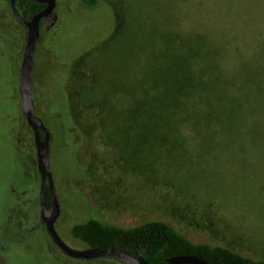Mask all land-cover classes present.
I'll list each match as a JSON object with an SVG mask.
<instances>
[{"label":"rangeland","instance_id":"1","mask_svg":"<svg viewBox=\"0 0 264 264\" xmlns=\"http://www.w3.org/2000/svg\"><path fill=\"white\" fill-rule=\"evenodd\" d=\"M104 1L115 6L117 20L120 14L122 16L117 22L118 31L88 51L75 68L69 70L65 81L66 91L76 104L75 123L85 131L87 126L91 127L87 130L89 135L86 134L91 154L84 188L80 174L73 168V158H68L66 152H63L65 157L57 155L54 162L50 161L59 206L55 222L57 233L68 246L82 250L84 246L69 236L71 228L68 227L86 218L123 228L162 221L193 243L228 247L264 262V121L246 120V135H238L240 130L235 127L220 136L213 130L194 135L184 129L185 125L180 134L185 139V154L155 151L158 153L155 155L147 150L133 152L128 147L120 151L105 144L99 130L93 129L97 110L93 111L83 101L82 86H87L88 97H93L89 94L97 88L98 99L103 90L109 93L114 86L135 91L143 74L149 73L150 46L155 39L163 43L160 51L169 54L173 47L169 31L185 33L202 30V27L208 30L222 28L223 24L229 26L226 12L212 8L213 3L207 0L201 4V0ZM81 8L78 0H56L53 14L45 19V28L56 21L58 12L69 10V18H77L78 23L84 24L89 18L79 19ZM0 20L4 34L0 46L5 56L0 59V264H91L62 255L40 228L36 203L39 177L34 151L31 149V154L28 150L34 143L28 139L32 138L29 128L18 119L15 97H11L10 92L22 37L20 31H12L3 14ZM255 20L253 14L244 20V25L256 34L260 28L254 25ZM75 24L65 27L70 35H74ZM50 48L34 53V68L43 73L42 86L49 84L45 73L54 55ZM173 49L178 53L181 46ZM90 70L97 74L93 83ZM77 89L82 97L76 96ZM106 98L111 101V94ZM39 100L38 117L46 123L42 116L45 115L42 102L48 100L45 90ZM223 120L213 118L211 122ZM15 132L20 137L12 135ZM55 134L58 136L56 130ZM152 136L136 131L115 135L114 139ZM162 136L170 139L168 133ZM13 141L17 149H22L21 155ZM75 158L82 166L84 154ZM35 227L40 232L26 242L25 249H13L15 243H10L7 235L13 233L21 238ZM44 244L49 246L52 255L42 251ZM5 248L12 249L7 254L2 251Z\"/></svg>","mask_w":264,"mask_h":264},{"label":"trees","instance_id":"2","mask_svg":"<svg viewBox=\"0 0 264 264\" xmlns=\"http://www.w3.org/2000/svg\"><path fill=\"white\" fill-rule=\"evenodd\" d=\"M78 1L83 10L79 19L84 20L83 16L89 18L84 24L78 23L77 18H69L70 10L69 13L58 12L56 21L47 28L44 26L45 20L39 22V39L35 54L42 48L48 49L51 46L49 50H53L54 55L52 54L50 68L45 73L49 79L48 86H42L43 73L40 74L41 72L33 68V101L35 114L38 116L41 103L39 98L42 91H46L48 100L42 102L45 104V115L42 116L50 134V161L54 162L57 155L65 157L63 152H66L68 158H73V168L80 174L81 186L84 188V175L91 154L90 140L86 134L91 127L87 126L85 131L77 124L78 122L75 123L74 120L78 117L74 113L76 104L66 91L65 81L69 70L75 68L88 51L113 37V33L118 31L117 22L122 16L120 14L117 20L115 6L104 0ZM207 1L213 3L212 8L215 6L226 12L225 17L229 19V26L223 24L222 28L219 26L208 30L202 27V30H190L185 33L171 30L169 42L173 43V47L169 54L160 51L163 43L155 39L150 46L149 73L143 74L135 91L130 87L114 86L109 90L110 101L106 98L110 96L106 91L103 90L102 97L98 99L96 94L99 90L95 88L94 92H91L93 94H89L93 97H88L87 86H82L84 104L92 110H97L93 129L99 130L105 144L120 151L128 147L133 152L147 150L155 155L158 154L154 153L155 151L166 153L178 151L176 154H185L183 152L185 139L180 135L182 126L184 128L186 125L184 129L194 135L213 130L220 136L229 132L232 127L240 130L238 135H246L244 128L247 126L246 120L264 121V0ZM202 2L203 0L200 4ZM14 5L25 21H29L45 7L44 4L32 0H14ZM0 14L7 18L6 23L11 24L13 32L20 31L22 42L19 49V66L26 28L13 15L9 0H0ZM253 14L256 16L254 25L260 28L256 34L244 25V20ZM1 22L0 42L4 39ZM70 24H75L74 35H70L69 29L65 28ZM178 46H181V51L176 53L173 48ZM2 52L4 49L0 46V59L5 58ZM90 72L93 83L97 74L92 70ZM18 83L19 69L10 92L11 97H15L18 119L20 123H25L19 106ZM76 94L78 98L82 97L78 89ZM122 95L126 98L123 99ZM213 118L224 120L211 122ZM136 131L153 136L135 140L127 137L122 140L114 139L115 135ZM166 133L170 139L162 136ZM28 139L34 142L33 138ZM16 145L13 141L18 153H22V149H17ZM31 149L28 146V150ZM78 154H84L82 166L75 158ZM51 202L50 192L46 190L44 193L46 207ZM68 228H71L68 231L69 236L79 242L80 246H84L83 249H120L141 257L150 264H159L181 255L193 256L208 264H264L263 260L255 261L228 247L202 242L193 243L162 221H148L123 228L98 219L86 218L85 221L73 223ZM38 232L40 230L37 229L33 233ZM8 237L10 243H15L13 249L16 250H20V246L21 249H25L26 242L31 240L23 235L22 238L25 237L23 242L24 238H21L22 240L16 238L13 233L8 234ZM10 249L12 248H5L2 251L8 254ZM42 251L48 255L50 253L44 248ZM88 262L120 264L110 258Z\"/></svg>","mask_w":264,"mask_h":264},{"label":"water","instance_id":"3","mask_svg":"<svg viewBox=\"0 0 264 264\" xmlns=\"http://www.w3.org/2000/svg\"><path fill=\"white\" fill-rule=\"evenodd\" d=\"M45 7L34 15L29 21H25L19 15L14 5V0H9L13 15L23 23L26 28V39L22 51L19 75V96L20 108L26 124L30 128L35 146L37 170L40 175V219L44 224L46 232L52 243L59 251L75 260L94 261L100 259H115L120 264H150L143 258L134 256L120 249L115 248H93L77 250L68 246L59 236L55 228V222L59 216V206L53 186V179L50 170V134L44 123L35 117L33 101V68L34 53L39 39V22L51 16L56 8V0H32ZM43 133V136H41ZM48 187L52 202L50 209H46L44 203L45 187ZM159 264H208L203 260L187 255L175 256Z\"/></svg>","mask_w":264,"mask_h":264},{"label":"flooded vegetation","instance_id":"4","mask_svg":"<svg viewBox=\"0 0 264 264\" xmlns=\"http://www.w3.org/2000/svg\"><path fill=\"white\" fill-rule=\"evenodd\" d=\"M20 17H21V15H20ZM16 18V17H15ZM22 18V17H21ZM17 19V18H16ZM23 19V18H22ZM17 21H19L18 19H17ZM20 22V21H19ZM20 23H22V22H20ZM23 24V23H22ZM26 29H25V35H26ZM22 57V56H21ZM20 63H21V60H20ZM20 63H19V66H17V68H16V73H17V71H18V69H19V75H20ZM15 73V74H16ZM20 100V99H19ZM34 114H35V110H34ZM35 117L37 118V119H40L38 116H36V114H35ZM41 120V119H40ZM25 123H26V121H25ZM27 125V124H26ZM28 126V125H27ZM31 131V130H30ZM32 133V132H31ZM14 135V134H13ZM17 135V138L18 137H20V134L18 133H16L15 132V136ZM32 136H33V134H32ZM13 137V136H12ZM33 138V137H32ZM20 140V138L18 139V141ZM33 141H34V139H33ZM34 143V142H33ZM34 145V144H33ZM25 149V148H24ZM32 149H34L35 150V146H33L32 147ZM34 150H32V151H34ZM31 152V151H30ZM34 157H35V160H36V153L34 152ZM36 170H37V160H36ZM37 174H38V177H39V180H38V182H39V184H38V193H37V195H36V199H37V201H36V203H37V209H38V214H39V218H40V200H39V191H40V175H39V173H38V170H37ZM54 186V185H53ZM46 190H48V187L46 186L45 187V191ZM55 190V189H54ZM49 191V190H48ZM45 193V192H44ZM50 206H51V204L48 206V207H46V205H45V207H46V209H50ZM40 228H42V230H44V232L46 233V235L48 236V234H47V232H46V229H45V226H44V224L41 222V219H40ZM38 228H32V230H30L27 234H23V235H25V237H29L30 239H32L35 235H36V233H33L34 231H36ZM22 235V236H23ZM34 235V236H33ZM22 236H21V238H22ZM33 236V237H32ZM25 237H23L24 238V240H23V242H25ZM49 237V236H48ZM20 238V239H21ZM22 238V239H23ZM21 239V240H22ZM51 240V239H50ZM50 244H52L54 247H56L53 243H52V241H51V243ZM20 249H21V246L19 247ZM43 248L44 249H47L49 252H50V250H49V246H47L46 244H44V246H43ZM57 248V247H56ZM58 249V248H57ZM3 250H5V249H3ZM58 251H59V249H58ZM60 252V251H59ZM51 253V252H50ZM61 253V252H60ZM62 254V253H61ZM63 255V254H62ZM65 256V255H64ZM65 257H67V256H65ZM67 258H69V257H67ZM71 259V258H70Z\"/></svg>","mask_w":264,"mask_h":264}]
</instances>
